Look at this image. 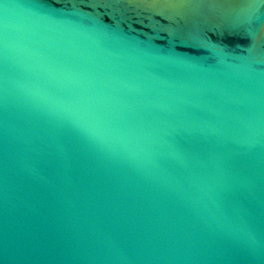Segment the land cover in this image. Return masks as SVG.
I'll return each instance as SVG.
<instances>
[{"label": "water", "instance_id": "95a60500", "mask_svg": "<svg viewBox=\"0 0 264 264\" xmlns=\"http://www.w3.org/2000/svg\"><path fill=\"white\" fill-rule=\"evenodd\" d=\"M0 264H264V0H0Z\"/></svg>", "mask_w": 264, "mask_h": 264}]
</instances>
